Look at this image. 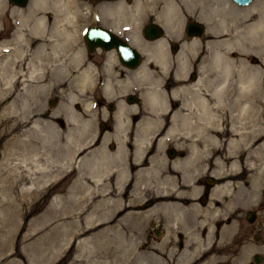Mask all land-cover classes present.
Masks as SVG:
<instances>
[{
  "label": "rangeland",
  "instance_id": "obj_1",
  "mask_svg": "<svg viewBox=\"0 0 264 264\" xmlns=\"http://www.w3.org/2000/svg\"><path fill=\"white\" fill-rule=\"evenodd\" d=\"M66 1L61 0L58 7L75 8L77 19L64 16L63 22L75 23L79 35L70 37L77 41L71 52L81 57V33L93 19L88 14L87 0ZM129 1L144 19L153 18L163 28L161 37L145 42L144 55L153 51L172 55L164 48L179 37L182 43L175 54L188 57L192 72L202 78L206 75L208 92H215L212 97L208 95V130L215 135L219 126L227 129L219 134L238 127L249 129L247 134L257 137L254 146L250 143V156L256 169H262L264 78L257 74L264 73V36L262 45L247 47L232 41L233 28L227 27L228 20L227 29L220 30L219 25L205 18L207 12L188 7L180 11L179 5L172 14L173 21L159 11L162 0ZM207 1L220 5L230 18L245 12L247 17H239L241 25L264 14V0L246 5H236L232 0ZM26 6L11 10L8 0H0V64H5L0 70V87L12 95L11 119L7 110L0 119V264H264V238H232L230 226L221 223L215 199L204 203L196 199L200 190L194 185L200 181L199 174L169 176L146 165L141 172L131 175L127 171L111 182L103 150L97 148L94 152L95 143L89 140L93 124L105 113L103 108L97 113L90 103L89 62L83 58L75 62L73 57L74 64L57 65L58 74L34 79L30 75L34 70L32 58L13 53L11 48L12 19L14 23H25ZM35 6H43L42 0ZM188 18L204 25L199 36L188 38L183 33V22ZM76 64L81 70L73 74L76 71L71 69ZM66 66L69 72L62 74ZM247 66L255 81L262 82L260 87L252 85L253 94L247 92L252 99L249 108L241 112L237 102L228 108L219 105L216 95L226 93L230 86L237 98L245 96V92H238L237 79ZM9 75L11 85L4 84ZM223 75L224 86L218 90ZM38 82L45 84H32ZM50 99L54 102L46 101ZM216 140L209 146H214ZM93 155L99 156L103 164L94 167L98 181L90 174ZM78 177L85 181L87 190L75 195L72 186ZM163 192L167 197L162 200L156 195ZM174 193L177 195L172 196ZM106 194L109 207H101ZM252 252L261 255L258 262L252 260Z\"/></svg>",
  "mask_w": 264,
  "mask_h": 264
},
{
  "label": "flooded vegetation",
  "instance_id": "obj_2",
  "mask_svg": "<svg viewBox=\"0 0 264 264\" xmlns=\"http://www.w3.org/2000/svg\"><path fill=\"white\" fill-rule=\"evenodd\" d=\"M37 1L40 0H26L23 6L11 3V10L27 5L26 22L14 23L13 19L11 22L12 51L32 58L34 71L30 75L40 80L48 74H58L59 64H74L73 57L75 62L79 58L89 62L90 103L97 113L101 108L105 112L93 124L94 131L89 140L95 143L92 146L94 152L100 148L105 153L111 182L123 172L126 174L127 170L131 175L141 172L146 165L169 176L199 174L200 181L194 185L200 190L196 199L202 203L209 198L215 199L221 223L230 226L232 238H264V167L257 170L250 156L253 155L250 143L254 146L257 137L247 134L250 132L247 128L229 129L228 134L216 135L208 130V124L205 126L211 121L205 118L208 95L212 97L215 92H208L206 75L202 78L192 72L188 57L175 54L181 39L177 37V41L167 42L164 50L166 53L171 50L172 55H148L146 52L144 55L145 42H152L163 34L159 22L153 18L144 19L141 11L129 0H87L88 14L93 22L86 26H99L111 32L136 50L138 57L133 66H128L127 63L134 62L130 54L120 55L126 62L123 63L115 47L103 48L93 43L88 49L84 39L80 57V54L71 52L77 42L71 38L79 35L75 23L63 22L64 16L77 19L75 8L58 7L61 0H42L43 6L38 7L35 6ZM120 2L124 6L120 7ZM187 20L183 22L186 36ZM147 23L159 25L161 35L146 37L142 28ZM70 52L74 54L71 59ZM65 68L60 71L62 74L69 72L68 67ZM71 70L77 74L81 70L80 64ZM198 82L202 84L200 87L196 86ZM32 84L42 86L45 82ZM249 90L253 94L255 89L251 86ZM217 96L221 106L228 108L238 103L231 86L226 93ZM46 101L54 102L53 99ZM214 138H218L214 146H209L214 143ZM156 196L163 197V200L167 193ZM154 230L159 232L158 227ZM254 255L261 259L259 253L252 252V260Z\"/></svg>",
  "mask_w": 264,
  "mask_h": 264
},
{
  "label": "bare ground",
  "instance_id": "obj_3",
  "mask_svg": "<svg viewBox=\"0 0 264 264\" xmlns=\"http://www.w3.org/2000/svg\"><path fill=\"white\" fill-rule=\"evenodd\" d=\"M137 1V0H136ZM134 1V2H136ZM138 3V1L136 2ZM179 3V4H178ZM138 5V4H137ZM181 6L180 8V11H182L183 7H188L189 9H191V11H195L197 9L200 10V12H207V15H206V19L208 20V22L210 23H215L216 25H219L218 29L220 30H226L228 25L229 27H232L233 30H232V33H231V37H232V41H234V43L236 44H245L247 47H249L250 45H254V43L256 45H262L263 41H262V37L264 36V14L262 13L261 15H257V17H254L252 18L250 21L247 20L246 23H241L239 22V17L241 18V16L243 17H247L246 14L244 13H241V16H235L233 18H230V15L228 12H226L220 5L218 4H215V3H209V1L207 0H162V4H161V7L159 8L158 6V9L160 12H163L165 13L166 15H168V17H171V19H173L172 17V14L173 13H176L177 12V7L178 6ZM226 5V4H225ZM139 6V5H138ZM113 8V7H112ZM117 8V7H115ZM225 8V7H224ZM120 9V7H119ZM118 9V10H119ZM136 9L137 6H136ZM231 11V10H230ZM246 11V10H245ZM248 11V10H247ZM113 14V12L111 13ZM175 16V15H174ZM227 27L225 25V21H227ZM174 21V19H173ZM242 22V21H241ZM41 23V21L38 22V24ZM230 23V24H228ZM220 26L222 28H220ZM226 27V28H225ZM84 32V31H83ZM223 32V31H222ZM83 35V33H82ZM230 36V35H229ZM225 39V38H224ZM226 42V40H225ZM224 43V42H223ZM157 48H155L156 50ZM183 50V49H182ZM155 53V51H153V54ZM161 54H162V51H161ZM160 54V55H161ZM181 54V53H180ZM154 55H159L158 53L157 54H154ZM162 56V55H161ZM182 56V54H181ZM180 56V57H181ZM159 58V57H158ZM217 59V58H216ZM183 59H181L182 61ZM226 61V60H225ZM184 63V62H183ZM225 63V62H224ZM214 64H216L214 62ZM10 66V65H9ZM37 66V65H36ZM4 67H5V64L1 63L0 64V70H4ZM12 67V66H11ZM263 68H264V65H263ZM34 69V68H33ZM39 69V68H38ZM37 69V70H38ZM12 70V69H11ZM34 71V70H33ZM31 72V71H30ZM222 72V70H221ZM240 72V71H239ZM6 73V72H5ZM12 74V73H11ZM240 74V78L237 79V84H238V92L242 95L244 92H245V96L244 97H238L237 100H238V108L239 110H241V112H245L249 106H250V103L252 102L251 100L252 99H249V96L247 95V92L249 91V88L255 84L256 87H260L262 85V82L260 81V79L256 80L254 79V73H250V70H249V67L247 66L246 67V71L243 72V73H239ZM0 75H2V71L0 72ZM10 77L8 79H5L4 78V84L6 83L7 85H11V75H9ZM258 77H262L264 78V73H261V74H257ZM256 76V77H257ZM2 77V76H1ZM15 77V76H14ZM35 78V77H34ZM225 80V77L223 75V80L221 83H219V86H218V90L219 89H222L223 86H224V81ZM224 81V82H223ZM0 85H1V78H0ZM217 91V90H216ZM254 91V90H253ZM262 92V91H261ZM11 91L5 89V88H2L0 87V119L2 118L1 116L2 115H5L6 114V111L7 110V113L9 115L8 118L11 119V116H10V111H11V105H12V101H11ZM198 101V100H197ZM195 102V101H194ZM207 104V103H206ZM201 105V103L199 104ZM197 106V105H196ZM196 108V107H195ZM201 109V108H200ZM203 111V109H202ZM207 112V111H206ZM204 113V112H203ZM209 113V112H208ZM199 115V114H198ZM210 115V114H209ZM197 116V114H196ZM215 117V116H213ZM218 117V116H217ZM207 119V117H205ZM215 119V118H214ZM199 120V119H198ZM209 120V116H208V119ZM206 121V120H204ZM203 122V121H201ZM209 122V121H208ZM205 123V126L206 124ZM216 124V123H215ZM214 124V125H215ZM203 125V124H201ZM213 125V124H212ZM219 126V125H218ZM198 127V126H197ZM202 127V126H201ZM216 127V126H215ZM9 128V127H8ZM223 128L221 129H218L216 131V134H219L221 131H222ZM199 132V131H198ZM215 134V135H216ZM213 135V134H212ZM208 136V135H207ZM212 139V138H211ZM216 140V139H215ZM214 140V141H215ZM212 141V140H210ZM209 142V141H208ZM105 154V153H104ZM107 159V158H106ZM92 166L91 168V172L90 174H92V177H95L96 179L94 181H98V172L95 171L94 167L96 166H102V159L98 156L97 158H95V155H93V160L90 164ZM99 171V170H98ZM128 171V170H127ZM127 174V173H126ZM132 174V173H131ZM123 175H124V172H123ZM84 180H82V178L80 179L79 177L75 180L73 186H72V191L75 193V195H79L80 191L82 190H87V187L84 188ZM87 183V182H86ZM84 193V192H83ZM92 193V191H90L88 193V195ZM81 195V194H80ZM81 197V196H80ZM108 196L107 194L104 196V198L100 201V206L101 207H109V202H108ZM78 203V201L76 202V204ZM157 206V205H156ZM96 210L95 208H93L92 211ZM101 211V210H100ZM97 212V210H96ZM93 213V212H92ZM98 214V213H97ZM101 214V213H99ZM2 259V258H1ZM212 260V258L210 259ZM210 262V261H209ZM215 263V262H214Z\"/></svg>",
  "mask_w": 264,
  "mask_h": 264
},
{
  "label": "water",
  "instance_id": "obj_4",
  "mask_svg": "<svg viewBox=\"0 0 264 264\" xmlns=\"http://www.w3.org/2000/svg\"><path fill=\"white\" fill-rule=\"evenodd\" d=\"M10 3L24 5L26 0H8ZM238 4H247L251 0H233ZM145 24L142 28L143 34L148 38H154L161 34V28L159 25L154 24ZM185 33L188 36L200 35L203 31V25L200 22L195 20H187L185 23ZM83 39L88 49H90L91 45L98 44L103 48L115 47L117 53L119 54V58L123 63H126L122 60V54H130L132 58H134V62L127 63L128 66H133L137 57L138 52L134 50L132 47L127 45L125 41L115 36L109 31L102 30L99 26H87L83 33ZM100 39V40H99ZM104 40V41H103ZM174 49V46H173ZM121 55V57H120ZM260 256L254 255L253 260L258 261Z\"/></svg>",
  "mask_w": 264,
  "mask_h": 264
}]
</instances>
